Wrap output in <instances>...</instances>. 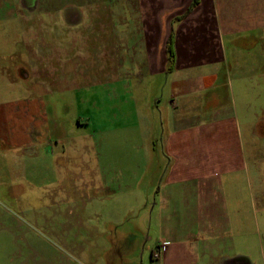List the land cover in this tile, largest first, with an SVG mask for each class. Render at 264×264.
Returning <instances> with one entry per match:
<instances>
[{"label":"rangeland","instance_id":"1","mask_svg":"<svg viewBox=\"0 0 264 264\" xmlns=\"http://www.w3.org/2000/svg\"><path fill=\"white\" fill-rule=\"evenodd\" d=\"M78 1L48 2L78 6ZM23 4L0 0V85L13 88L0 93V101L35 95L47 103L56 136L34 157L33 174L25 169L31 158L24 152L2 155L0 264H158L162 255L154 259L153 254L159 189L169 166L162 143L169 84L164 88V76L147 77L134 41H118L123 58H109L110 24L116 21L107 4L100 17L107 26L96 41L86 26L94 18H80L86 22L77 26H50L65 13H31L20 8ZM23 65L29 79L16 74ZM10 73L17 76L14 84ZM245 94L243 99L237 93L219 95L216 104L236 99V105H245L252 96ZM216 104L207 98L198 103ZM201 111L205 117L208 111ZM81 122L86 125H77ZM104 173L116 180L117 199L98 217L89 189L100 185ZM116 214L118 221L109 217ZM246 246L248 255L237 256L254 262L259 249Z\"/></svg>","mask_w":264,"mask_h":264},{"label":"crops","instance_id":"2","mask_svg":"<svg viewBox=\"0 0 264 264\" xmlns=\"http://www.w3.org/2000/svg\"><path fill=\"white\" fill-rule=\"evenodd\" d=\"M194 1L79 0L77 7L82 20H96L86 24L96 41L107 26L100 20L107 4L116 21L110 24L109 58H123L118 41H134L147 77L164 76V88L169 84L162 133L169 166L159 189L158 264H264V0H198L193 6ZM172 34L176 63L169 71ZM10 76L16 83L17 76ZM12 89L0 85V93ZM235 93L252 96L245 105H236V99L216 104L219 95ZM203 98L216 105L201 107ZM6 100L0 101V163L2 155L24 152L31 158L25 169L33 174L34 157L56 136L48 105L31 94ZM201 110L208 114L203 117ZM115 182L104 173L100 185L89 189L96 216L116 205ZM109 217L119 220L117 214ZM250 243L259 256L245 263L237 255H248Z\"/></svg>","mask_w":264,"mask_h":264},{"label":"flooded vegetation","instance_id":"3","mask_svg":"<svg viewBox=\"0 0 264 264\" xmlns=\"http://www.w3.org/2000/svg\"><path fill=\"white\" fill-rule=\"evenodd\" d=\"M45 1V2H44ZM49 0H23L24 2V6L20 7L23 10H29L31 13H39L42 12V10H46V9H50L52 11L53 14H55L56 10L55 9H60V11L57 12H62L65 13L63 17H61L62 21L61 22H56V23H50L48 25L50 26H77L80 25L81 23L79 22L80 20V12L78 10L77 5H66L67 2L62 6H58V5H54V4H50L48 2ZM19 2L21 3V0H19ZM42 3H45L46 5L44 6ZM56 12V13H57ZM45 13V12H43ZM35 24V23H33ZM24 46H26L24 44ZM25 66H20V68L18 69L17 72H19L18 74L22 75H26L27 73L24 71L26 70L24 68ZM24 72V73H23ZM23 73V74H22Z\"/></svg>","mask_w":264,"mask_h":264},{"label":"trees","instance_id":"4","mask_svg":"<svg viewBox=\"0 0 264 264\" xmlns=\"http://www.w3.org/2000/svg\"><path fill=\"white\" fill-rule=\"evenodd\" d=\"M198 4V0H195L193 6ZM174 34L171 35L168 43H167V53H168V70L171 71L175 66V52H174Z\"/></svg>","mask_w":264,"mask_h":264},{"label":"built area","instance_id":"5","mask_svg":"<svg viewBox=\"0 0 264 264\" xmlns=\"http://www.w3.org/2000/svg\"><path fill=\"white\" fill-rule=\"evenodd\" d=\"M161 252H162L161 248H157V250L153 254V258L154 259L159 258L161 256Z\"/></svg>","mask_w":264,"mask_h":264}]
</instances>
